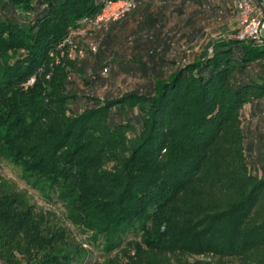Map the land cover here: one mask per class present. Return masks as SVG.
<instances>
[{"label": "trees", "instance_id": "1", "mask_svg": "<svg viewBox=\"0 0 264 264\" xmlns=\"http://www.w3.org/2000/svg\"><path fill=\"white\" fill-rule=\"evenodd\" d=\"M107 1L117 0H0V155L32 186L53 191L82 232L102 236L106 254L129 234L139 238L128 243L137 255H235L264 244V218L244 225L264 198V163L245 154L238 121L245 104L264 99V42L218 39L175 68L165 57L163 10L179 3L181 15L182 6L214 0H131L121 19L87 29ZM156 4L147 29L131 37L130 54L114 48L117 25ZM78 28L92 35L95 51L78 46L80 56L54 64L50 55L77 42ZM117 74L139 82L94 95ZM258 162L259 177L251 171ZM19 203L0 200V264H14L2 251L6 236L26 240L50 264H70ZM19 249L29 258L30 248Z\"/></svg>", "mask_w": 264, "mask_h": 264}, {"label": "rangeland", "instance_id": "2", "mask_svg": "<svg viewBox=\"0 0 264 264\" xmlns=\"http://www.w3.org/2000/svg\"><path fill=\"white\" fill-rule=\"evenodd\" d=\"M109 2V1H107ZM179 3L167 6L163 11L166 13L163 33L167 32L171 38V45L167 55V60H175V68L183 67L184 64L191 62L199 56L208 44L223 38H239L243 31V25L239 18L235 0H214L209 6L199 7L195 4L182 6L183 14H178L177 7ZM158 5L149 9L144 15H136L128 19L126 26L117 25L118 37L114 41L113 47L120 53L127 56L130 54V40L136 34H142L143 29H147L143 22L147 14L156 15ZM122 17V16H121ZM121 17L111 20L115 22ZM94 19V18H93ZM92 19V20H93ZM91 20V19H88ZM86 21V19L84 20ZM82 21V22H84ZM87 29L94 30V23L89 22ZM143 28V29H141ZM86 29V30H87ZM86 30L76 29L72 36L77 37V42L65 41L58 51V55L52 54L54 64L64 61H70L80 56L79 47L87 46L97 47L94 38L88 36ZM260 43L264 39L259 40ZM264 44V43H263ZM209 53L211 49L208 50ZM53 63V62H52ZM254 67L253 75L257 73ZM83 74L76 72L74 76L75 85L78 88V94H84L85 84ZM35 77H31L25 84V88L31 87ZM139 82L137 79L130 78L125 74H117L107 85L97 87L94 95L102 96L109 90L120 87L128 88ZM258 112H260L258 114ZM239 126L242 128L244 139L243 145L245 154L250 161L256 160L264 163V99L260 104H245L238 112ZM231 146V144H228ZM256 158V159H255ZM239 163L233 159V164ZM259 162L255 164L258 168H251L253 174L258 177L261 175ZM253 166V164L251 165ZM4 196L10 197L14 206L21 208L29 207V211L42 226L47 237H52L50 244H56L60 253H69L70 264H102L106 260H117L118 264H264V244H259L249 250H244L235 255H218L213 253L195 254L186 252L158 253L150 250H144L139 255L132 247L128 245L132 240L139 241L137 236L129 234L124 238L123 244L114 249L109 254L104 250V238L97 236L96 239L90 233L82 232L77 225L72 224L70 220V211L67 210L65 203L57 195L47 188L46 191L32 186L26 181L21 168L13 164L10 160L0 155V200ZM228 195L220 197V203L227 200ZM18 200L14 201V200ZM9 209V208H8ZM264 218V198H261L252 209L250 215L245 219L246 227H253L259 224ZM6 224L0 218V233ZM60 235V238L58 237ZM6 236L2 251L8 255L14 264H50L45 261L43 254L36 253L35 247H32L26 240ZM20 244V245H17ZM22 248H30L29 258L24 257ZM126 254V255H124ZM131 260V262H129Z\"/></svg>", "mask_w": 264, "mask_h": 264}, {"label": "built area", "instance_id": "3", "mask_svg": "<svg viewBox=\"0 0 264 264\" xmlns=\"http://www.w3.org/2000/svg\"><path fill=\"white\" fill-rule=\"evenodd\" d=\"M134 7L131 0L105 2L101 11L91 21L94 26L107 24L111 20L123 17ZM236 12L241 19L243 31L240 39L261 40L264 38V0H235ZM121 17V18H122ZM95 51V47H92ZM81 55V52H79Z\"/></svg>", "mask_w": 264, "mask_h": 264}]
</instances>
